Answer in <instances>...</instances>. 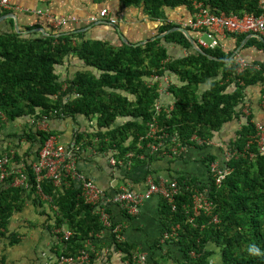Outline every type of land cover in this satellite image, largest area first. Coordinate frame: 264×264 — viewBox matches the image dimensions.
Instances as JSON below:
<instances>
[{
	"label": "trees",
	"instance_id": "1",
	"mask_svg": "<svg viewBox=\"0 0 264 264\" xmlns=\"http://www.w3.org/2000/svg\"><path fill=\"white\" fill-rule=\"evenodd\" d=\"M119 1L123 8L143 11L157 24L158 35L180 26L169 13L188 9L193 14L195 2L216 14H264L261 0ZM116 24L92 25L117 32ZM66 27L50 28L49 35L43 36L17 32L13 24L11 33L0 34V143L10 142L0 148V159L7 161V174L0 180V236L10 245L20 242L17 233L9 234L13 218L27 204L40 209L49 205V229L59 242L53 246L49 264H60L62 258L71 259L69 264H264V153L247 100L249 89L264 81V61L243 56L253 67L239 73L238 59L231 60L234 50H224L221 41L215 49L201 48L204 55L182 32L135 46L89 38L88 32H74L78 29L65 33ZM190 32L198 40L200 35ZM248 35L229 34L238 45ZM172 46L185 49L187 55L173 58ZM251 46L264 52V43L257 38L247 41L246 49ZM152 75L172 78V103L162 98L159 83L149 84ZM242 108L251 109L248 117ZM261 108L264 114L262 104ZM153 124L163 129L157 140L149 137ZM69 125L71 134L65 131ZM232 125L235 136L221 149L232 156L217 160L206 150ZM51 137L71 153L78 175L87 181L93 182L78 170V161L105 163L106 172L120 177L116 193L135 192L136 184L147 189L148 178L159 185L153 166L167 156L176 161L173 149L178 144L204 152L208 180L193 175L173 178L178 191L169 198L157 195L161 236L148 238L142 246L125 235L134 217L123 209V222H118L114 205L87 203L82 181L64 166L58 178L50 175L49 168L37 173L35 165ZM150 146L159 148L151 152ZM113 159L115 164H110ZM215 161L230 170L221 184L212 168ZM142 169L147 171L143 180L131 183L133 174ZM23 174L28 177V190L23 188L25 182L15 184ZM38 177H42L39 182ZM102 207L113 220L110 228L100 220ZM66 230L71 234L68 238ZM145 253L149 260L144 263ZM84 256L88 261H83Z\"/></svg>",
	"mask_w": 264,
	"mask_h": 264
},
{
	"label": "crops",
	"instance_id": "2",
	"mask_svg": "<svg viewBox=\"0 0 264 264\" xmlns=\"http://www.w3.org/2000/svg\"><path fill=\"white\" fill-rule=\"evenodd\" d=\"M10 1L14 5L29 8L31 11L22 12L17 9L10 11L0 2V34L11 33L13 31L14 24V28L17 32L24 31V33H29L26 29H40L37 33H41L43 36H46L42 32V29L47 30L48 34L49 28L51 27L49 24L45 23L47 20L39 18L35 11L48 9L56 16H67L71 14L80 19L79 22L70 23L63 31L65 33L71 31L73 32L78 29L74 32H88L87 36L89 38L111 39L116 44H121V42H125V40V43L133 45L141 43L147 44L148 42L161 39L158 35L157 24L150 22L144 15V12L139 8H123V4L119 0ZM102 10H108L110 15L109 18L100 20L99 23L109 22V19H116V25L119 24V30L117 32L112 28H93L94 25L90 23V18L98 17L101 19L99 14ZM168 16L171 21L180 25L181 22L190 19L192 14L190 10L183 9L181 11L171 12ZM11 20H13V23ZM38 25L41 27L34 29L31 28ZM17 27L19 28V31L17 30ZM121 37H124L125 40ZM220 41L223 44L224 50H234L233 54H239L241 57L247 56L252 60L264 61V52L260 53L262 51H257L254 46L246 49V39L238 45L237 39H233L231 36L225 35L220 37ZM170 52L173 58H180L186 56L188 53L185 49L177 48L176 46H172L170 48ZM209 88L210 85L206 86V89ZM248 94L247 100L251 103L252 112L254 116H256V120L264 121V114L261 108L262 87L259 86L249 89ZM162 98H164V101L167 103L173 102V98L169 93H166ZM70 129V125L69 127H66L65 131L67 134H71ZM221 134V138L216 137L210 141L209 144L211 145V148L206 150L213 152V155L218 157L217 160H220V158L223 157L225 152L222 150L228 147V144H230L231 140L235 136L233 125ZM62 137L66 142L69 141V137L67 135H62ZM9 145L10 142L7 141L2 143L0 148H6ZM179 153L181 154V157H176V161L172 162L170 156H167V159L157 162L153 166V169L158 170L159 173L157 172V176L160 179H173L185 175H193L200 178V180H208L207 162L203 159L204 152L202 150L192 146L180 147ZM77 167L82 174L89 177L99 186H102L108 195L114 196L116 194L118 190L117 186L121 182L120 177L117 176L113 178L109 171L106 172L105 170L108 169L107 166H105V163L100 166V164H97L96 161H90L88 158H85L78 161ZM146 173L147 171L145 169L136 171L132 176L135 180H132L134 182L131 181V183L143 180ZM144 188V185L139 186L136 184L134 190L142 192L145 190ZM158 197L159 196L154 195L151 199L140 206L138 215L132 216L134 217L133 221L126 225L125 235L129 240L134 242L137 241L142 246H145L148 238L156 240L161 236L163 225L160 210V199ZM43 200H46V198L43 197ZM112 208L114 210L113 216H116V220L118 222H123L121 208L117 205H114ZM48 214H52L49 205H46L44 209H40L36 206L27 204V209L13 218L12 225L9 227V234L17 233L20 242L15 245H10L9 240L0 236V264L50 263V260H52L51 252L53 250V246L58 245L59 242L57 240V236H53V233L50 232ZM144 255H147V253Z\"/></svg>",
	"mask_w": 264,
	"mask_h": 264
},
{
	"label": "built area",
	"instance_id": "3",
	"mask_svg": "<svg viewBox=\"0 0 264 264\" xmlns=\"http://www.w3.org/2000/svg\"><path fill=\"white\" fill-rule=\"evenodd\" d=\"M1 4L11 9V3L9 0H2ZM261 4H264V0H261ZM195 11L193 12L190 19L183 22V27L188 28L195 32L196 34L200 35L198 38L199 45L205 49H214L219 46L220 37L229 34L235 35H243V34H259L264 36V14L261 16H253L246 14L244 16H237V15H227L226 13H212L209 9L204 7L201 3H194ZM19 10V8H16ZM24 11H28L25 9ZM101 18L109 17L108 10H102L100 13ZM80 19L74 15H67L61 16L59 18L53 17L51 23H49L51 28H63L73 22H79ZM97 17L90 18V22L96 23L98 22ZM111 23H116L115 19H111ZM237 69L239 73L244 72L245 70L252 68L253 65L246 61L244 58H239L237 60ZM262 107L264 110V82L262 84ZM157 111H160V108L157 107ZM251 109L243 108V113L248 117L250 115ZM256 130L257 136L259 138V145L261 148L262 153H264V121L263 122H256ZM163 129H161L158 124H153L150 129L149 137L154 138L157 140L159 136L157 134L163 133ZM167 137V134L164 133ZM177 148L173 149V152L176 156H180L179 148L182 147L180 144ZM158 147V146H157ZM159 148V147H158ZM232 156L231 152H227L226 160L230 159ZM255 158V156H254ZM70 161L69 163H67ZM6 160L0 159V180L7 174L6 170ZM112 164H115V161H111ZM61 166L65 167L67 172L70 175H73L74 178H77L79 181L83 183V196L87 203L93 205H119L124 210H127L130 215H137L139 211L140 205L150 199L153 195H163L165 198H169L171 194L176 193L178 191V182L169 179H161L160 184L156 185L152 178H148L149 187L144 192H132L128 190H122L121 192L116 193L113 197H106L104 190L99 187L97 184L91 181H87L85 177L78 175L76 171V162L73 159L71 153L69 154L66 152V149L59 145L57 139L55 137H51L45 147L42 149L41 152V160L38 165H35L37 169V173H41L44 169H50V175L55 176L58 178V172L61 169ZM212 168L217 170L219 174V179L217 181L218 184H221L229 174L230 170L227 166L221 168L218 162L212 163ZM27 176V175H26ZM23 174V177L20 180H17L15 183L17 186H21L24 182V189L28 190L30 185H28V177ZM42 177H38L37 181H41ZM167 184H169L167 186ZM46 198V197H45ZM110 205V206H111ZM100 215V220L106 228H110L113 224V220L108 212L105 210V207L100 208L98 211ZM121 228L120 226L118 227ZM71 234L68 233L65 237H69ZM144 256H141V261L145 262ZM71 259H63L61 260L60 264H69L71 263ZM83 261H88L87 256L83 257Z\"/></svg>",
	"mask_w": 264,
	"mask_h": 264
},
{
	"label": "clouds",
	"instance_id": "4",
	"mask_svg": "<svg viewBox=\"0 0 264 264\" xmlns=\"http://www.w3.org/2000/svg\"><path fill=\"white\" fill-rule=\"evenodd\" d=\"M10 1V0H9ZM0 2H1V0H0ZM10 3H11V6L13 5L12 4V2L10 1ZM16 8H17V6H16ZM19 8V7H18ZM28 9V12H30L31 10L29 9V8H27ZM23 12H27V11H23ZM101 13V12H100ZM71 15V14H70ZM110 15V14H109ZM75 16V15H74ZM99 16H100V14H99ZM59 17H61V16H58V17H56V18H59ZM98 18V17H97ZM101 18V17H100ZM107 18H109V17H107ZM104 19H106V18H101V19H99L98 18V20L100 21V20H104ZM116 20V19H115ZM99 21L98 22H96V23H99ZM187 21V20H186ZM109 22L111 23V19H109ZM91 24H93L92 22H90ZM116 23H117V20H116ZM115 23V24H116ZM111 24H114V23H111ZM177 27H182V28H185V27H183V25L180 23V26H177ZM64 28V27H63ZM186 30H188V28H185ZM189 32H190V30H188ZM190 34L192 35V37L194 38V40H195V42H196V44L200 47V49L201 48H203V47H201L200 45H199V42H198V40H196V38L193 36V34L190 32ZM250 35H254V34H249L248 36H250ZM259 35V34H258ZM227 36V35H226ZM262 36V35H261ZM262 37H264V36H262ZM219 40H220V38H219ZM217 48V47H216ZM215 49V48H214ZM202 50V49H201ZM234 55V54H233ZM233 55H232V57H231V60H233V59H239V58H243V57H241L239 54L237 55V54H235V56L233 57ZM236 62V64H237V61H235ZM162 80V81H161ZM147 81H149V84H152V83H159L160 84V87H161V89H160V93H164V94H166V93H169V94H171L170 93V91H169V88H170V86L173 84V82H172V78L171 77H169L168 75L167 76H162V77H160V75H152L150 78H147ZM264 82V81H263ZM263 84V83H262ZM261 87H262V85H261ZM262 100V99H261ZM243 109V108H242ZM255 120H256V116H255ZM256 122H263V121H257L256 120ZM226 154H227V152L224 154V159H226ZM181 155V154H180ZM114 160V159H113ZM112 161V160H111ZM115 161V160H114ZM216 162V161H215ZM110 164H112L111 162H110ZM225 167V166H224ZM226 179V177L224 178V180ZM223 180V181H224ZM93 181V180H92ZM94 182V181H93ZM95 184H97L96 182H94ZM98 185V184H97ZM99 186V185H98ZM100 187V186H99ZM26 190V189H25ZM145 190H147V189H145ZM145 190H143L142 192H144ZM136 193H139V192H137V191H135ZM154 196V195H153ZM152 196V197H153ZM151 197V198H152ZM150 198V199H151ZM149 200V199H148ZM148 200H146V201H148ZM146 201H144L142 204H144ZM141 204V205H142ZM140 205V206H141ZM139 209H140V207H139ZM138 213H139V211H138ZM138 213H137V215H138ZM130 215V214H129ZM131 216H136V215H131ZM121 227V226H120ZM146 257V256H145ZM146 262V261H145ZM144 262V263H145ZM146 264V263H145Z\"/></svg>",
	"mask_w": 264,
	"mask_h": 264
},
{
	"label": "water",
	"instance_id": "5",
	"mask_svg": "<svg viewBox=\"0 0 264 264\" xmlns=\"http://www.w3.org/2000/svg\"><path fill=\"white\" fill-rule=\"evenodd\" d=\"M17 30L19 31V28H18V27H17ZM38 30H40V29H37V30H31V31H29V33H30V32H37ZM42 32H43L46 36L48 35L47 32H46L45 30H43V29H42ZM174 32H182V33L186 36V38L190 41L191 45L193 46V48H194L196 51H198L199 53H202V54L206 55V53H205L203 50H201L200 47L196 44V42H195L194 38L192 37V35L190 34V32H189L188 30H186L185 28H182V27H176V28H173V29L170 30L169 32H166V33H163V34L159 35V38H163V37H165L166 35L171 34V33H174ZM26 33H27V32H26ZM121 38H123V40H125L124 37H121ZM250 38H257V39H259L260 41H262V42L264 43V37H262L261 35H258V34L250 35V36H248V37L246 38V41H248ZM125 42H126V40H125ZM142 44H145V43L137 44V45H135V46H140V45H142ZM234 56H235V54L233 55V57H234ZM209 58L212 59V57H209Z\"/></svg>",
	"mask_w": 264,
	"mask_h": 264
},
{
	"label": "rangeland",
	"instance_id": "6",
	"mask_svg": "<svg viewBox=\"0 0 264 264\" xmlns=\"http://www.w3.org/2000/svg\"><path fill=\"white\" fill-rule=\"evenodd\" d=\"M1 2H2V0H1ZM16 6L17 7H19V10L18 11H24L25 9H27L26 7H22V6H20V5H12V7L13 8H11V9H8V10H10V11H13L14 9H16ZM35 13L37 14V16H39V18H41V19H45V20H47V22H45L46 24H49V23H51V22H49V21H51L52 20V18L53 17H58L59 15H55L53 12H51L50 10H48V9H44V10H36L35 11ZM41 22V21H40ZM42 23V22H41ZM181 24H183V22H181ZM49 28V27H48ZM176 28V27H175ZM45 29H47V28H45ZM49 30H51L50 28H49ZM46 32H47V30H45ZM49 34V33H48ZM60 70V68L58 69V73L60 72L59 71ZM63 70H64V72H66V68H63ZM232 123H229V124H227L226 126H229V125H231ZM0 145H2V142L0 143ZM150 149H151V152H155V151H157L158 150V147L157 146H150ZM117 206H119V205H117ZM120 208H121V210H123V208L121 207V206H119ZM66 232V234H68V231L66 230L65 231ZM65 234V235H66ZM144 257H145V255H144ZM215 259H217L218 260V258H215ZM144 260H149L148 259V257H145L144 258Z\"/></svg>",
	"mask_w": 264,
	"mask_h": 264
}]
</instances>
